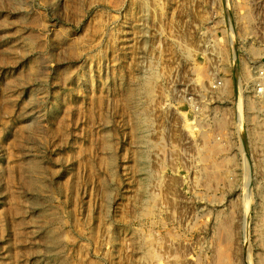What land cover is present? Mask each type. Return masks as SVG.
Returning a JSON list of instances; mask_svg holds the SVG:
<instances>
[{
	"label": "rangeland",
	"instance_id": "374dc122",
	"mask_svg": "<svg viewBox=\"0 0 264 264\" xmlns=\"http://www.w3.org/2000/svg\"><path fill=\"white\" fill-rule=\"evenodd\" d=\"M261 49L264 0H0V264H264Z\"/></svg>",
	"mask_w": 264,
	"mask_h": 264
},
{
	"label": "bare ground",
	"instance_id": "6f19581e",
	"mask_svg": "<svg viewBox=\"0 0 264 264\" xmlns=\"http://www.w3.org/2000/svg\"><path fill=\"white\" fill-rule=\"evenodd\" d=\"M199 17H201V16H199ZM247 16H245V15H243V18H246ZM229 20V19H228ZM223 23V22H222ZM222 25V24H221ZM220 25V28H221V32H222V34L224 35V34H226V36H228V37H230V39H231V41H229V42H231L232 43V38H233V36L235 37V33L232 31V29H231V23H229V21H228V23H227V25H226V28H222V26ZM197 29V28H196ZM231 31V32H230ZM193 39H194V41L196 40V37L194 36L193 37ZM219 41H221V40H216L215 42H214V45L216 46V47H213V50H209V48L207 47V46H205V47H198V46H200L201 44H204L203 42H201V43H198L197 44V46H196V48L195 49H197V50H201L202 51V53H200L201 55H206L208 58H211V57H213L214 55H217V51L219 52V49H220V47L223 45V43L222 42H219ZM225 41V40H224ZM228 42V43H229ZM225 43H226V41H225ZM207 47V48H206ZM197 50H193V52H194V54H196L197 52ZM222 50V49H221ZM191 52H192V50L191 49H189L188 50V53H189V55L191 54ZM228 52H226V54H227ZM259 55H263L264 56V49H261V51L260 50H258V52H257ZM226 54H225V57H226ZM191 58L193 57V56H190ZM226 59V58H225ZM210 60V59H209ZM254 63H258L257 61H254ZM219 65H220V63H219ZM218 67V64L217 65H215V67L213 66L212 67V69H213V71L216 69ZM222 67V66H221ZM195 72H196V77H197V79H199V80H201L202 81V77H201V72H199V70H197V69H195L194 70ZM215 72V71H214ZM247 73H248V70H247V64H245L244 62H243V65H242V67H241V73L240 74H238V76H239V78H245L246 76H247ZM155 78H157V73L155 72V71H153L152 69H150L149 71H148V73H146V74H144V73H142V72H138L137 73V85H136V90H135V92L133 93L134 94V96H139L140 97V95L141 96H143V97H148L149 95H150V93H151V91H150V87L148 86V84H150V82L153 80V79H155ZM221 81H223V85H224V87H225V90L224 91H221L220 92V94H224V93H226L227 92V88H226V83H227V81H225V79H223V80H221ZM219 94V95H220ZM241 105H242V100H239V101H237V103H236V107H237V109H238V111H239V108L241 107ZM256 105L257 106H259L258 104H257V102H255V101H250L249 102V105H248V108L249 109H251V110H256L257 111V115H254V116H251V117H249V119L252 121V120H254L255 118H258L259 119V116L261 115V117H263V115H264V106H259V107H256ZM236 117H238V124H235L234 126H233V128H232V131H233V133H235V134H238V136H239V133L241 134V132H242V120H241V114L240 113H238L237 115H236ZM224 119V118H223ZM260 120V119H259ZM262 121V120H261ZM218 122H223V121H221V119H219V121ZM135 124H136V128H137V131H138V135H137V137H138V139H141V138H146V136H145V133H146V130H147V121L145 120V118H143V117H137L136 118V120H135ZM262 126V124L260 123L259 125H258V127H261ZM224 127H225V124L224 123H219L218 124V128H220V130H224ZM259 132H260V134H261V130H259ZM253 134H254V132H253ZM260 134H257V137L255 138V139H260V137H259V135ZM254 136V135H253ZM203 143V142H202ZM240 146V148H241V145H239ZM196 150V153H197V156L198 157H200V158H203L204 157V155H203V153L205 152V151H207L208 152V155H209V157L211 158V159H213V160H215V156H216V159H219V160H221V161H223V162H229L228 161V159H230V162H231V160H234L235 159V157H231V158H227L225 155H224V151H223V149L221 148V146L218 144V143H216V142H206V141H204V143L202 144V145H197L196 146V148H195ZM223 154V156H224V158H221V155ZM140 157L142 158L143 157V154H141L140 155ZM144 158V157H143ZM145 160V159H144ZM144 160H141V167H142V169H143V171L144 172H146V176H148L147 175V173H149L148 172V168H147V164H146V162L144 161ZM235 162V161H234ZM143 185H145V183H143ZM142 248H143V245H142ZM148 250V249H147ZM146 250V251H147ZM148 252V251H147ZM152 253L151 252H148V255H151Z\"/></svg>",
	"mask_w": 264,
	"mask_h": 264
},
{
	"label": "built area",
	"instance_id": "2783aa9c",
	"mask_svg": "<svg viewBox=\"0 0 264 264\" xmlns=\"http://www.w3.org/2000/svg\"><path fill=\"white\" fill-rule=\"evenodd\" d=\"M209 49H212L211 47ZM219 56V52L217 51V60ZM264 59L258 61L257 65L249 66L247 64V76L242 78L244 80V84H242L241 89L243 90L244 94L250 100L257 102L259 106H264ZM254 63V62H253ZM218 66L219 63L217 61ZM219 75H217V92L224 91L225 87L223 85V81ZM241 91L239 89L238 93V101L241 100Z\"/></svg>",
	"mask_w": 264,
	"mask_h": 264
}]
</instances>
